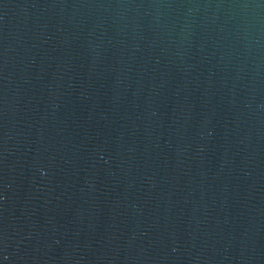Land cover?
<instances>
[{
  "label": "water",
  "instance_id": "obj_1",
  "mask_svg": "<svg viewBox=\"0 0 264 264\" xmlns=\"http://www.w3.org/2000/svg\"><path fill=\"white\" fill-rule=\"evenodd\" d=\"M0 264H264V0H0Z\"/></svg>",
  "mask_w": 264,
  "mask_h": 264
}]
</instances>
